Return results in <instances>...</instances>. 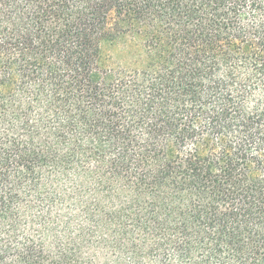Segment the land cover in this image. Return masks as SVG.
Listing matches in <instances>:
<instances>
[{
  "label": "trees",
  "instance_id": "16d2710c",
  "mask_svg": "<svg viewBox=\"0 0 264 264\" xmlns=\"http://www.w3.org/2000/svg\"><path fill=\"white\" fill-rule=\"evenodd\" d=\"M0 264H264V0H0Z\"/></svg>",
  "mask_w": 264,
  "mask_h": 264
},
{
  "label": "rangeland",
  "instance_id": "374dc122",
  "mask_svg": "<svg viewBox=\"0 0 264 264\" xmlns=\"http://www.w3.org/2000/svg\"><path fill=\"white\" fill-rule=\"evenodd\" d=\"M116 45H118V46H115L114 48H109V47H107L106 48V51H107V53L108 54H110L111 56H116V55H119V54H121L122 52H121V48H122V45L123 44H116Z\"/></svg>",
  "mask_w": 264,
  "mask_h": 264
}]
</instances>
